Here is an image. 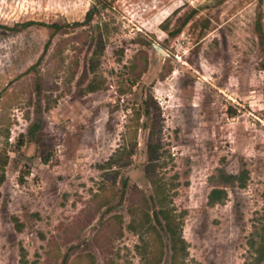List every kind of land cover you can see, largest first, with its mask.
I'll list each match as a JSON object with an SVG mask.
<instances>
[{
  "label": "rangeland",
  "instance_id": "1",
  "mask_svg": "<svg viewBox=\"0 0 264 264\" xmlns=\"http://www.w3.org/2000/svg\"><path fill=\"white\" fill-rule=\"evenodd\" d=\"M0 264H264V0H0Z\"/></svg>",
  "mask_w": 264,
  "mask_h": 264
},
{
  "label": "trees",
  "instance_id": "2",
  "mask_svg": "<svg viewBox=\"0 0 264 264\" xmlns=\"http://www.w3.org/2000/svg\"><path fill=\"white\" fill-rule=\"evenodd\" d=\"M93 14H94V10L92 9L88 15V20L92 19ZM28 23H30V22H27L26 24H28ZM85 23H86V21L85 22L84 21H82V22L78 21V22H75L74 24L81 25V24H85ZM50 26L56 27L57 29L61 27V25H59L58 23H52V24H50ZM158 153H159V145L152 142L150 144V156H151L152 162L157 159V157L159 155ZM111 163H112L113 167H122V166L129 164L130 163V153L127 152L126 150L124 152L123 151L116 152V154H114V158H112ZM112 169H114V168H112ZM154 169H155V165H154V168H152L151 166L149 168H147V171H153ZM224 195H225L224 190H222L220 188H216V189L212 190V192L210 193V200L213 203L217 202V201H221L224 198ZM166 220H167L168 226L172 230L173 229V220H172L169 213H167Z\"/></svg>",
  "mask_w": 264,
  "mask_h": 264
},
{
  "label": "water",
  "instance_id": "3",
  "mask_svg": "<svg viewBox=\"0 0 264 264\" xmlns=\"http://www.w3.org/2000/svg\"><path fill=\"white\" fill-rule=\"evenodd\" d=\"M162 52H165L161 47H158Z\"/></svg>",
  "mask_w": 264,
  "mask_h": 264
}]
</instances>
